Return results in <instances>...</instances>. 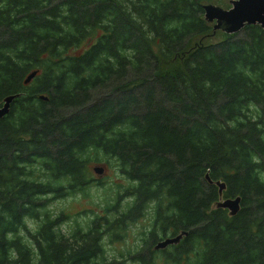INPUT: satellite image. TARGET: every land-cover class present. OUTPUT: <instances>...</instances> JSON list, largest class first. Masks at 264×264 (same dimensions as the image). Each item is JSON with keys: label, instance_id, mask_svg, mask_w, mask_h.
<instances>
[{"label": "trees", "instance_id": "trees-1", "mask_svg": "<svg viewBox=\"0 0 264 264\" xmlns=\"http://www.w3.org/2000/svg\"><path fill=\"white\" fill-rule=\"evenodd\" d=\"M210 1L0 0V101L19 94L0 119V264H117L104 239L150 204L141 264L179 230L169 264H264V29L214 31ZM108 157L132 206L106 222L88 208L63 233L48 202L84 192ZM217 180L236 215L215 207Z\"/></svg>", "mask_w": 264, "mask_h": 264}, {"label": "rangeland", "instance_id": "rangeland-1", "mask_svg": "<svg viewBox=\"0 0 264 264\" xmlns=\"http://www.w3.org/2000/svg\"><path fill=\"white\" fill-rule=\"evenodd\" d=\"M210 3L218 5L224 9H228L231 6V0H211ZM220 37H223V34L220 33V31H217L214 35L211 36V39H217ZM103 162L104 161H92L89 164L91 177L97 176V174H95L92 170L93 166H95L96 163L101 164ZM101 179L104 180L103 184L98 185L94 182L90 183L89 187H87V189L85 190L86 194H84L83 192L71 194L62 199H55L48 202V205L45 209L49 210L52 214H57L61 212V210H63V212L68 215V220H65L60 226V230H62L63 233L68 234L72 232L74 221L80 226H85V223L89 220V215L91 214L90 211H88V208H105L104 205H106V202L109 201V198L114 193V187H112L114 185L112 182H126L125 178L119 176L117 173V169L113 168L112 166L107 167V174H104ZM36 225V223H33L32 225H30L29 223V226L32 228L31 230H34L36 228ZM140 227V223L135 225L134 229L130 232V235L126 237L124 242H115V240L123 237L125 235V230L124 232H122L121 237L114 240L109 236L106 237L103 241L106 256L109 258H111L112 256H122V258L123 256L127 257L128 252H130V250L139 243L138 234L140 231ZM160 252L161 251H157V254L160 256L159 260H153V264H169L162 258V254ZM116 262L117 264H141L140 260L130 259L116 260Z\"/></svg>", "mask_w": 264, "mask_h": 264}, {"label": "water", "instance_id": "water-1", "mask_svg": "<svg viewBox=\"0 0 264 264\" xmlns=\"http://www.w3.org/2000/svg\"><path fill=\"white\" fill-rule=\"evenodd\" d=\"M203 10L205 20L213 23L214 31L221 30L225 33L233 34L240 31L246 24H258L264 29V0H231V6L228 9L212 3H206L203 5ZM36 74L37 70L29 72L24 78L23 83L28 84ZM18 96L19 94L15 93L2 98L0 101V119L8 114L12 101ZM38 98L40 100H48V96L45 94H39ZM93 170L97 174L103 172L102 167L99 166H95ZM205 177L208 182H213L210 180L208 174ZM214 184L217 186L219 193L215 207L227 209L229 216L236 215L240 209L241 197H223L222 191L225 189V183L217 180ZM187 234V230H182L174 236L166 237L159 241L154 248L159 249L169 244H176Z\"/></svg>", "mask_w": 264, "mask_h": 264}, {"label": "flooded vegetation", "instance_id": "flooded-vegetation-1", "mask_svg": "<svg viewBox=\"0 0 264 264\" xmlns=\"http://www.w3.org/2000/svg\"><path fill=\"white\" fill-rule=\"evenodd\" d=\"M115 160H116L115 157H108L106 162L105 163L103 162L104 164L103 163H101V164L96 163L95 166L102 167L103 172L101 174H97L96 172H94L93 168L95 166H93L92 170H93V172L95 174H97L96 177H98V178L91 177L90 179H92V182L97 183L98 185H102L104 180H102L101 177H103L104 174H107V167L108 166H112L113 168L117 169V161H115ZM117 173H118L119 176L124 177L121 174L120 170H117ZM112 183L114 185L112 187H114L113 189H114V193L115 194L113 193V195L109 198V201H107L106 205H104L105 208H106V206H108V208H111L112 211H108L105 214L104 213L105 208L102 209L101 207H99V208L96 209V212H95V213H98V217L103 218L105 222H106V220H109L112 217H116V218L120 217V215L122 213L126 212L132 206L133 201H134V196L128 195V194L122 192L121 190H118L119 192L116 193L117 189H116L115 185L118 184V183H122V182H112ZM83 193L86 194L85 190H84ZM153 212L154 211L152 209V204H150L149 206L147 205L146 209L144 210V215L141 216L139 219H136L133 222H130L126 226V228H125L126 234L123 237H121L118 241L124 242L126 237H128L130 235V232L134 229L135 225H137L138 223L141 224L140 231H139V234H138L139 243L136 244L135 247H133L130 250V252H128V256L127 257L123 256L124 259L134 260L132 257H134L136 255V251L139 250L143 246V241H142L143 235H142V232H145L146 234L148 233V227L150 225V221L153 220ZM180 231H182V230H179L175 234H169L168 233L166 235H161V234L157 235L155 241L153 242V244L149 248L150 251H152V252L161 251L160 253L162 254V253H164V251L170 250L175 245H177L181 240L178 243H176V244H169V245H167V246H165L163 248H159V249H155L154 246L159 241L165 239L166 237L174 236V235L178 234ZM159 257H160L159 255H156L155 257H153V260H159ZM162 258L164 259L163 254H162Z\"/></svg>", "mask_w": 264, "mask_h": 264}]
</instances>
